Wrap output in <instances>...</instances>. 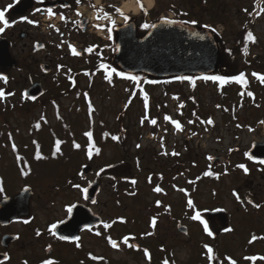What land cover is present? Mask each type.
<instances>
[{
    "label": "rangeland",
    "instance_id": "rangeland-1",
    "mask_svg": "<svg viewBox=\"0 0 264 264\" xmlns=\"http://www.w3.org/2000/svg\"><path fill=\"white\" fill-rule=\"evenodd\" d=\"M117 1L121 10L130 15L135 13L133 15L135 17L139 16L138 9L137 12L132 13V10L125 11L122 8L128 0ZM257 1L259 0H223L220 6L215 5L216 13L211 14L207 11L209 6H204L203 0H200L202 6L198 5V0H153V5L147 9V13L150 20L153 17L151 10L158 17L174 19L175 15L166 10L170 4H174L176 8L185 9L191 15L193 14L192 17L199 22L214 27L227 46H231L235 44V38L246 20L244 9L248 10L252 3ZM262 2L261 7L264 8V0ZM255 17L254 32L259 43L251 50V56L256 55L254 60L264 66V13ZM15 37L16 34L13 36L12 46L9 47L11 57L18 64L28 67L30 71L26 72L23 66L19 69L15 66V68L10 67L11 80L7 84L0 81V88H3L5 93H14L0 100V128L5 129L9 126L17 129L19 137L13 131V140L17 142L18 138L23 137L22 144L18 143V150L30 160L32 147L28 146L32 136L29 135L28 126L33 116L44 115L50 123L46 127L54 128L58 136L63 138L62 122L56 118L57 114L61 115L63 121L70 125L75 139L82 142L83 133L88 130L90 120L82 112L85 109L79 111L76 104H72L75 101L74 90L60 88L63 91H58L60 96H57V90L52 87L50 90L49 86L52 84L48 82L45 86L46 92L37 101L31 104L26 103L28 106L22 107L25 105L21 101L22 90L30 84V81L26 79L27 75L36 74V68L33 66L36 60L32 57L30 41ZM38 57L40 56H35L36 59ZM247 76L250 77V81H254L250 73ZM189 83L170 79L166 83V88L156 86L147 89L151 108L149 115L151 118H157V126L147 122L144 125L139 123L140 117L144 114V108L143 103L138 102L137 98L132 101L131 106L129 105L127 109L129 116L123 123L132 134L126 144L123 146L114 144L108 139L99 142L102 146V154L92 162L93 172L79 182L83 187L90 181L98 180L101 191L95 205L84 201L82 195L77 190L71 189L70 184L66 182L71 178L72 181L74 179V183L79 178L76 171L80 169L81 164H85L82 151L71 152L70 147L69 149L63 146V149H66L65 156L68 157L66 165L56 168L49 161L31 162L32 173L27 178L21 179L18 177L20 171L12 147L0 136V165L4 176V179L0 181V185L4 188L2 194L17 195L24 186L32 189L29 223L22 225V222H13L7 227H0V238L4 233L9 232L19 233L21 236L18 241L9 244H12L11 251L9 250L11 260L5 264H23L25 260L28 264H37L40 259L47 256L45 249L49 244L52 246L49 256L60 259V264H80L81 261H84V264H163L165 259L169 261V264H207L203 249L205 243L213 246L218 258L225 264H227L224 260L225 256H231L237 260L238 264H264V261L259 260L255 262L245 260L243 263L240 259L245 255H264V239L248 244L252 234L264 236V165L250 164L244 156L251 142H264V124L259 123L264 120V91L256 89L258 102L253 107L239 106V100L232 94L230 101L236 103V108L239 109L233 114L235 118H231L229 115H222L223 113L216 109L213 85H205L203 81L198 80L195 90L192 91L193 88L188 85ZM85 87L81 86L82 89ZM91 91L95 108L92 121L96 131L102 130V124L110 130L117 129L120 124L116 122V117L119 115L118 112H121L124 99L128 94L124 91V84L116 83L115 87L111 84L104 85L93 88ZM180 94H183L184 98L180 97ZM49 95L55 97H49ZM174 96L179 99H174ZM80 99L79 97L78 100ZM196 100L199 101V106H195ZM181 103L184 105L183 108L179 107ZM227 105L229 107L230 104ZM196 110L197 116L201 119L206 120L211 116L214 124H200L196 116L192 115ZM165 114L179 120L184 126V131L175 132L174 127L163 120ZM188 120H193L195 123L188 124ZM238 124L241 127H237ZM249 127L253 131H249ZM164 129H167V132ZM191 132H196L197 135L192 136ZM46 136L49 137L50 134ZM161 136L165 138V149L169 153L173 149L177 150L180 152L179 158L170 159L160 154L162 149L159 138ZM66 137L71 143L72 138L68 134ZM137 144L141 145L139 149L136 148ZM23 145L29 149H24ZM229 148L234 151L229 152ZM44 150L49 151L47 145H44ZM209 155L218 158L217 161L211 163L207 159ZM62 163H64L63 160ZM115 163L118 164L117 168L106 167ZM240 163H244L249 169L247 174L236 167ZM102 167L105 171L100 176H96L95 173ZM203 168L220 172V178L201 180L194 192V185L191 188L188 181ZM225 168L228 170L226 175ZM147 170L153 171L151 173L155 180L153 183L146 180L149 174ZM161 175L163 180L160 179ZM119 178L124 179L123 183L118 181ZM131 179H136V185L133 186L130 183ZM157 184L164 189V193L153 191ZM173 184L187 191L188 188L190 189L191 194L188 196H192L196 205L194 210L205 211V213L212 209L225 210L227 226H222L217 218H214V221L219 223L217 228L223 230L229 227L233 230L227 233L219 230L220 232L214 237L207 236L200 224L190 219L193 209H189L188 212L184 210L183 203L187 196L174 189ZM133 187L137 191L134 197L129 194ZM234 190L238 195L249 194L261 207L254 208L247 204L246 200H243V203L237 201L233 196ZM156 200L162 202L160 207L156 206ZM74 202L88 204L94 212L101 215L104 222L123 217L126 223L117 221L111 229L102 230L101 228L99 231L104 233L102 236H96L94 229L92 232L81 231L79 241L81 248H77L75 243L66 245L54 242L55 238L49 234L48 226L65 219L67 217L65 206ZM166 207L170 208V211H166ZM152 216H157L155 229L149 226ZM178 223L186 225L187 232L182 233L178 230ZM37 230L41 232L40 236H36ZM150 231L153 235H143ZM128 234L134 237L130 241L138 242L136 249L121 243L123 236ZM108 235L119 241V248L113 249L107 244L104 237ZM144 248L149 250L150 261L144 256ZM89 252L103 257V262L92 261L87 255Z\"/></svg>",
    "mask_w": 264,
    "mask_h": 264
},
{
    "label": "snow or ice",
    "instance_id": "snow-or-ice-1",
    "mask_svg": "<svg viewBox=\"0 0 264 264\" xmlns=\"http://www.w3.org/2000/svg\"><path fill=\"white\" fill-rule=\"evenodd\" d=\"M75 2L77 4L80 3V0H75ZM139 8L141 10H143L145 12V14H147V10L144 9V6L143 4L141 3V0H136ZM13 5L12 4H8L6 8H4L3 10H0V25H3L2 27H0V33H3L5 31L6 28L8 27H11L12 24L15 23V21H13L12 23L9 22V20L6 18V15L5 13L8 11V9L12 8ZM62 7L64 8H67L69 7V5L67 4H64L62 5ZM174 7V6H173ZM41 11L40 8H36L35 9V12L39 13ZM244 11L246 13H248L249 16H252L253 15V12H248L247 9H244ZM46 12H47V15L49 17H52L54 15H56V13L54 12L53 8L52 7H48L46 9ZM115 12L118 13L119 15H121L124 19L125 22L128 21L129 17L120 9V8H115ZM262 13H264V8H260L259 11H255V15L256 16H259L261 15ZM77 15H81V13L79 11H77ZM182 15H187V13H182ZM104 17L105 18H109L110 17L108 16V13H104ZM62 21L66 20V17L64 16L63 13L60 14V17H59ZM97 19H100V17L98 16ZM163 20L164 23L166 24H177V23H180V24H198V21L196 20H191V21H183V20H176V19H169L167 17H162L161 18ZM20 20L21 21H24V22H27L28 24H37L38 22L37 21H34V20H31L29 19L28 17L26 16H21L20 17ZM112 23V26L114 27L115 26V21H111ZM50 27H54V25H49ZM157 25L156 24H150V23H143L140 25V27L144 28V29H150V28H155ZM97 27H100L99 25H97ZM205 28H209L210 25H204ZM57 32H59V29H56ZM107 31L109 32V34H111V31H112V27H109L107 29ZM211 31L213 33H215L217 30L215 28H211ZM201 39H204L203 36L200 37ZM257 42V37L254 35L253 31H251L250 29L246 30L243 34V48L241 49L243 55L247 56L249 54V44H255ZM63 44V41L61 42ZM61 45H57V47H60ZM38 47L40 48H43L44 45L43 44H40L38 45ZM67 48L69 49L71 55L73 56H76V57H79L82 55V52L81 51H78L77 48L71 44V43H68L67 44ZM94 51V46H88L87 48H85L83 50V52H86V53H93ZM226 52H228L229 54H231V50L230 49H225ZM97 55H99V53H97ZM61 68H63V65H57V71H60ZM68 73H71V69H68L67 70ZM97 72H102L103 73V79L105 81H107L109 84H112L113 82V75L115 74L116 76H119L121 78H124V79H128V80H131V81H134L136 82L135 86L137 88H139V94L142 96V99H143V108H144V114L140 117V121L139 123L141 125H144L145 122H147L148 124L152 125V126H157L158 124V120L157 118L155 117H152L150 118V115H149V110H150V104H149V96L147 94V92H145L143 90V88H140V81H141V78L137 75H132V74H129V73H125L123 71H120L118 72L116 68L114 67H111V65L107 64V63H99L98 65V68H97ZM84 75L85 76H90V75H95V73H89L88 71H85L84 72ZM251 76L254 77L261 85H264V74H261V73H258V72H252L251 73ZM68 79L72 81V86L75 87L76 86V81L71 77V75L68 76ZM175 80H178V81H188L190 82V84L192 85V87H195L196 86V80L197 79H200V80H203V81H212L214 83H216L219 87H223L229 83H236L237 85H240L242 86V88L244 90H242L239 95L243 98L245 95L249 98H252L253 101L255 99L254 97V93L252 91H249L247 90V86L249 84V81L247 79V76H246V73L243 72V71H240L238 72V74H234V75H201V76H198V77H195V76H188V75H179V76H175L174 77ZM0 81H3L5 84H7L8 82V77L7 75H4V74H0ZM145 83H157V81H145ZM7 96H12L14 95L13 92H7L5 93V90L3 88H0V100H3L5 99V97ZM80 93H77V96H79ZM84 95V98L85 100L87 101V110H88V116H89V120L91 121L92 119V115L93 113L95 112V108L93 106V103L91 102L90 98H89V93L88 92H84L83 93ZM137 93L136 92H132L131 95L129 96L127 102L125 103L124 107L127 108L131 103H132V98L134 96H136ZM22 98L24 99H30V100H35L36 97L35 96H30L26 91L24 93H22ZM174 99H179V97H173ZM55 103V102H53ZM242 106V105H241ZM258 106V105H257ZM180 108H183L184 105L183 103H181L179 105ZM216 107L219 109L221 108L222 106L217 104ZM224 111H229L228 108H224L223 109ZM234 111V110H233ZM58 115V118L59 117V114ZM182 115V113H181ZM193 116H196L197 120H199L200 124H203V125H213L214 124V120L211 116H209L206 120L204 119H201L199 116H197V114L195 112L192 113ZM235 118V117H234ZM40 120L41 121H45V117L42 115L40 117ZM163 120L164 121H167L169 122L173 127H174V131L175 132H183L184 131V126L182 125V123L177 120V119H173L172 116L168 115V114H165L163 116ZM46 122V121H45ZM188 124H194L195 121L193 120H188L187 122ZM260 124H264V120H261L259 121ZM237 127H241V125H237ZM34 128L39 130L41 128V123L40 122H36L34 124ZM207 130V129H205ZM249 131H253V129L251 127L248 128ZM165 132H167V129H164ZM83 135L87 138V145H86V157L88 160H92L94 155L98 156L101 154V148L96 146L95 142H94V138H93V131L92 130H88V131H85L83 133ZM105 137H107L109 135L108 132H105L103 134ZM191 135L192 136H196L197 133L196 132H191ZM9 140L11 141L12 140V135L11 133H9ZM111 139L113 141H118L119 140V136L117 135H112L111 136ZM160 140V148L162 149L161 151V155H169V152L165 149V138L163 136H161L159 138ZM32 143L36 146V151H35V155H34V158L36 160H41V159H45V157L42 155L41 151H40V145L37 143V141L33 140ZM64 143V141L60 140V139H55L54 141V147L51 151V156L53 158H55L57 156V154H62V151H61V145ZM12 151L14 153H17V145L13 142L12 145ZM72 147L74 149H81V144L76 142L75 139H73L72 141ZM141 147L140 144H137L136 145V148L139 149ZM229 152H232L234 151V149L232 148H229L228 149ZM172 156H179L180 153L178 151H175V149L172 150V152L170 153ZM244 156L247 157L249 160H253L255 159L249 152H245L244 153ZM208 160H212L213 157L211 155H209L207 157ZM16 160L17 162H22L23 163V167L20 168V174L22 176H28L29 175V171H26L25 169H28L29 168V164H28V161L25 160L24 157H22L21 155H19L17 153L16 155ZM259 164L261 165H264V159H260L259 161ZM137 166H139V161H137ZM195 166V165H194ZM106 167H113V165H107ZM237 168L243 170V172L245 174H247L249 172V169L246 167V165L244 163H240V164H237L236 165ZM82 169L86 168V165H82L81 166ZM105 171V168H100L99 171H97L95 173L96 176H100L101 173H103ZM227 168H225V171H224V174L226 175L227 174ZM79 177L81 180H85V176H84V173L83 171L79 172L78 173ZM181 175H183V173H181ZM202 175L204 177H213L215 176L216 179H219L220 178V173H215L213 172L212 170H205L203 171ZM201 177L200 176H197L196 177V180H199ZM113 179H115V177H113ZM125 179H128L125 177ZM160 179L163 180V176L161 175L160 176ZM175 179V178H174ZM196 180H189L188 183L189 184H194L196 182ZM148 182L149 183H152V176H149L148 177ZM68 183L70 184L71 188L77 190L83 197V200L85 201H88L90 199V196H89V187H90V182H89V186H86V187H82L80 183H73L71 180L68 181ZM130 183L134 186L136 185L137 181L136 179H131L130 180ZM172 187L174 189H176L177 191L181 192V193H184L185 196H188V192L185 188H177V186L175 184L172 185ZM24 191H28V188L27 186L24 188ZM153 191L155 193H164V189L159 185L157 184L154 188H153ZM4 192V188L2 185H0V193H3ZM132 195H135V192L131 193ZM233 196H235V198L237 199V201L243 203L244 201L241 200V197L238 195V193L234 190L233 191ZM5 199H7V197H5ZM91 203L93 205L97 204V200L95 199H91ZM156 206L157 207H160L162 202L160 200H156ZM186 204H187V207L189 209H195L196 208V205L194 204L193 200L189 197L186 201ZM247 204L251 205L252 207L254 208H257L259 209L261 207V205L259 203H255L252 199L248 198L247 199ZM66 208V212L68 214L69 217L72 216L73 214V210L77 208V204L76 203H70L68 205L65 206ZM166 211H170V208H165ZM215 211L217 212H220V211H223V209H215ZM190 219L192 221H198L202 226H203V231L207 234V236L209 237H214V233L213 231L210 229L209 227V223L207 220H205L202 215H201V212L200 211H194V214H192L190 216ZM119 221L120 223H126V220L125 218L123 217H117L116 220H113L111 222H104V221H101L102 223V226H103V229L104 230H108V229H111L113 227V225ZM25 224L29 223L28 220H24L23 221ZM65 224V220H58L54 223H51L49 226H48V232L53 236V237H56L58 238L59 240L61 241H71V242H76L75 243V246L77 248H81L82 245L79 243V241L81 240V237L79 235H73V236H68V235H57V228H58V225H63ZM150 228L152 229H155L156 226H157V216H152L150 218ZM89 231V232H92L93 231V225H90V224H87L85 223L83 225V227L81 228V231ZM233 229L229 228V227H225L223 229V231L225 233L227 232H230L232 231ZM96 236H102L103 233L101 231H95L94 233ZM41 235V232L39 230L36 231V236H40ZM143 235L145 236H151L153 235V232H146V233H143ZM18 238V237H17ZM106 239V242L107 244H109L113 249H117L119 248V244L117 242L116 239H113L110 235L108 236H105L104 237ZM130 239H134V237H131L130 235H125L123 236L122 238V243L124 245H127L129 248H137V245L134 244V243H129ZM260 239H264V236H257L256 234H252L250 239L248 240V244L251 245L253 244L255 241L257 240H260ZM51 245L49 244L47 246V248L45 249V251H50L51 249ZM203 249L205 250V256H206V259L208 261V264H213L214 261H217L219 258L215 255L214 253V248L213 246H211L210 244L208 243H205L203 244ZM143 253H144V256L150 261L151 260V256H150V253H149V250L147 248H144L143 249ZM3 260H0V264H4V261H7L9 259V256L7 253H3ZM88 257L92 260V261H97V260H103L104 258L103 257H98L96 255H93L91 252H89L88 254ZM224 260L227 261V264H238L237 260L233 259L231 256H225L224 257ZM244 260L246 261H252V262H255V261H264V255H248V256H245L244 257ZM23 264H28V262L25 260L23 262ZM40 264H58V261L53 259V258H45V259H42L40 261ZM80 264H84V261H81ZM163 264H169V261L167 259H165L163 261ZM220 264H223V261L220 262Z\"/></svg>",
    "mask_w": 264,
    "mask_h": 264
},
{
    "label": "flooded vegetation",
    "instance_id": "flooded-vegetation-1",
    "mask_svg": "<svg viewBox=\"0 0 264 264\" xmlns=\"http://www.w3.org/2000/svg\"><path fill=\"white\" fill-rule=\"evenodd\" d=\"M17 1L18 0H0V10L6 8L8 4L13 5L12 8L8 9L5 15L10 23L15 21L11 27L6 28L3 33H0V38L7 40L9 47H11L13 44L12 41L15 34V38H26L30 41V44L32 45V57H34V60H36V62H33V66L36 68V74L27 75L26 79L30 81V84H28L25 88L34 83H40L43 87V94L46 92L45 86L48 82L52 84L49 86L50 90L51 87L54 88V90H57V96H60L58 91H63L60 88L73 87L72 81L68 79L69 75H71V77L76 81L75 87H90V95L93 94L91 91L93 88L110 85L103 79V73L97 72V68L99 63L103 62L111 65V67L116 68L118 71V66L115 62L114 55L117 41V29L119 28V25L133 21L136 25L137 36L141 37L143 34L141 35V33H139V31L142 29L140 25L145 22H150L148 14H145L143 10H140L139 16L136 17L133 16L135 13L132 12L134 14L129 15L128 21L125 22L123 17L115 12V8H119L117 0H80L79 4H77L75 0H27L26 9L23 11L15 9ZM64 4L69 5V7H62ZM48 7H52L56 15L49 17L46 12ZM36 8H40L41 11L39 13L35 12ZM77 11H79L81 15L78 16ZM61 13L64 14L66 20L62 21L59 18ZM104 13H108L110 19L105 18ZM21 16H26L31 20L37 21L38 23L28 24L27 22L20 20ZM98 16L100 19H97ZM113 20L115 21L114 27L111 23ZM49 25H54V27H50ZM97 25L100 27H97ZM2 26L3 25H0V27ZM109 27H112L111 34H109L107 31ZM56 29H59V32H57ZM62 41L63 44L61 43ZM68 43L73 44L78 51L82 52V55L79 57L71 55L69 49L67 48ZM40 44H43L44 47H38ZM57 45L61 46L57 47ZM88 46H94L93 53L89 54L83 52V50ZM97 53H99V55H97ZM35 56L40 57L36 59ZM41 65H46L44 68L47 71L46 73L42 69ZM57 65H63V68H61L60 71H57ZM21 66L24 67L26 72L30 71L28 67H25L21 63H17L16 68L19 69ZM68 69H71V73H68ZM10 71L11 70L8 69L2 74L7 75L8 79L11 80ZM85 71H88L90 74L95 73V75L85 76ZM117 78L118 76L114 74L111 85H115L117 83ZM49 97L53 96L49 95ZM81 151L82 150H80V152ZM82 153L85 159V153L83 151ZM170 153L167 155V157L170 159H177L180 157V155L172 156ZM111 165H113L111 169L115 167L117 168L116 163ZM256 165L263 166L261 164ZM239 196L241 197L242 201H247L248 198L252 199L249 194ZM210 211H215V209ZM204 213L205 212H203V214L201 213V215L205 220H207ZM24 220L26 219L14 220L11 221L9 225L13 222H22V225H27L28 223L25 224L23 222ZM208 223L210 229L214 233V236L220 232L219 230H222L217 228L219 225L217 221H208ZM201 229L203 231V226ZM8 234L13 233L9 232ZM54 242H60L66 245L71 243L62 242L57 239H55ZM11 245H9L7 249H4L0 244V253L4 252L9 255V260L7 262L11 260ZM244 257L240 258L243 263H245ZM45 258L53 257L47 255ZM41 260L42 259H40L37 264H40ZM55 260H57L58 264H60V259Z\"/></svg>",
    "mask_w": 264,
    "mask_h": 264
},
{
    "label": "water",
    "instance_id": "water-1",
    "mask_svg": "<svg viewBox=\"0 0 264 264\" xmlns=\"http://www.w3.org/2000/svg\"><path fill=\"white\" fill-rule=\"evenodd\" d=\"M23 6L22 0L15 9ZM154 24L157 26L148 29L141 37H137L133 22L117 29L115 61L120 69L127 73L143 72L152 76L167 77L207 74L218 68L219 49L215 37L209 31L180 23L166 24L162 19ZM201 36L204 39H201ZM15 65L16 61L9 53L8 42L0 39V70ZM26 92L38 98L42 89L39 84H34ZM247 152L255 158L250 160L252 162L264 159V143L253 142ZM211 161L216 160L213 158ZM87 171L90 169H85L84 175ZM24 188L17 196L0 201V225H7L14 218L29 216L31 191L28 187V191H24ZM99 189L98 183L90 185V200L95 199ZM208 217L210 220L217 218L222 226H227L228 220L224 211L209 213ZM100 222L101 218L89 207L77 204L72 216L65 219V224L58 225L57 235H79L85 223L97 226ZM178 230L185 232L186 227L178 226ZM14 239L15 236L6 235L1 239V244L7 247ZM0 260H3L1 253Z\"/></svg>",
    "mask_w": 264,
    "mask_h": 264
},
{
    "label": "trees",
    "instance_id": "trees-1",
    "mask_svg": "<svg viewBox=\"0 0 264 264\" xmlns=\"http://www.w3.org/2000/svg\"><path fill=\"white\" fill-rule=\"evenodd\" d=\"M222 3H223V0H203L204 6H209L207 11L211 12V14H215L216 11H217V9H215V5H219L220 6ZM198 5L202 6V2H200V0H198ZM262 5H263V2L261 0L255 2V3L254 2L252 3L250 8L248 9V12H253V15L249 16V15H247L248 13H246V20H244V22L242 23L243 24L242 25V30L240 31L239 34H237V36L235 38V44L234 45L227 46V44L225 43V40H223L222 36L217 35L216 33H213L215 35L216 39H217V43H218V46H219V52H220L219 70H217V71H215V72H213V73H211L209 75H234V74H238V72H240V71L245 72L246 76L248 75V73H250V76H251V73L254 72V71L258 72V73H261V74H264V66L259 65L260 62L255 61V60H253L251 58V50L258 45V43H259L258 42V38H257V42L255 44H249V54L247 56L243 55V53L241 51V49L244 46L243 45V34H244V32L246 30L250 29L251 31H253V33L255 35V32H254V22H255V19H256L255 11H259L260 7ZM166 10H168L171 13H173L177 20H183V21L196 20L195 18L192 17L193 14L191 15V13H189L185 9L181 10L179 8H176V6L174 4H170ZM151 12H152V15H153V17H152L153 21H156L158 16H156V14L153 13L154 12L153 10H151ZM182 13H187V15H182ZM153 21H151V22H153ZM196 21H198V20H196ZM204 25H205V23L198 21V24H195L194 26L205 28ZM210 31H211V29H210ZM225 49H230L231 50V54L226 52ZM119 72H120V70H119ZM137 76H139L141 78L140 88H143V90H144L145 87L147 86L146 85L147 83H145V81H147L148 79H146V77L144 75H142V74L141 75H137ZM249 78L250 77L247 76V79L249 81V84L247 86V90L252 91L254 93V97H255L254 101H253L252 98H249L246 95L242 98L239 95V93L242 90H244V89L242 88V86L237 85L234 82L233 83H229V84L223 86L222 88L219 87L216 83H214L212 81H203V82H204L205 85H209L210 84V85L214 86L213 93H214V96H216V103L222 106L221 108H219V109L216 108V109L220 110L221 113H223L222 115H229L231 118H234L235 116H233V114L239 108H236L237 107L236 103H234V102L231 103L230 98H231L232 94L235 95V97L239 100V104H238L239 106L242 105L241 107H244L245 105H247L248 107H253V106H255L256 102H258L256 89H260V90L264 91V85H261L254 77H253L254 81H250ZM251 78H252V76H251ZM119 79H121V77H119ZM135 84H136V82H134V81L128 82L127 83V90H129V91L132 90L133 92H136L137 94H139V88H137L135 86ZM191 87H192V85H191ZM195 87H192L193 89L191 88L192 91L195 90ZM259 93H262V92L259 91ZM180 96L182 98H184L183 94H180ZM74 100L75 101L72 102V103L76 104L78 110L82 111L83 109H85V111H82V112H84L88 116L87 101L85 99L84 100L83 99L78 100V98L74 99ZM183 100L185 101V99H183ZM228 103L230 104L229 107L227 105ZM192 104H193V101H192ZM199 104H200L199 101L196 100L195 106L196 105L199 106ZM25 106H23V107H25ZM224 108H228L229 111H224L223 110ZM197 109H198V107H197ZM118 114L119 115H117V117H116V122H118V124H120V125L118 126L117 129H111L110 130L109 128L106 127V125L100 123V124H102L101 126H103L102 130L97 132L96 129H94V123H93V121L91 119L90 126H89L88 130H92L93 131V138H94V142H95L96 146L100 147L99 146V142L100 141H104L106 138L109 139V140H112L111 139L112 135L119 136V140L118 141H113V140L112 141L114 143L120 144L122 146L125 145L126 142L131 138L132 134L128 130V127L126 125H123L124 121L126 119H128V116H129L128 113H127V108L122 110L121 112H118ZM125 115H126V118H124ZM92 117H93V115H92ZM58 120H61V122H62L61 128L63 129V135H64L63 138L58 136V134L54 130V128H48L50 130V136L49 137L46 136L48 134H47V130H46L45 126H49V125L46 124L45 121L41 122L40 119L33 118V121L31 120L29 122L30 131L31 132L32 131H36L37 135L39 134V136L37 138H33L32 137V141L35 140L40 145V151H41L42 155L45 157V159H41V160L42 161H49L56 168H60V166L63 167L64 165H66L67 164L66 161H67L68 157L65 156L66 152H62V154H57V156L55 158H53L51 156V151H52V149L54 147L55 139H60V140L64 141V143H66V141H68V138L66 137V134H68L72 138V141H73V139H75V134L71 131L70 125L66 124L61 117L58 118ZM36 122H40L41 123V128L39 130L34 128V124ZM88 130H86V131H88ZM13 131L16 132V135L18 136L17 129H12L9 126L5 127V129L4 128H0V136L3 137L5 139V141L10 143V145H12V143L14 142L13 134H12ZM105 132L109 133V135L107 137H105L103 135ZM9 133H11V135H12V140L11 141L8 138L9 137ZM97 135H98V138H97ZM43 136H44V139H42ZM22 138L23 137L18 138V140H17L18 143L22 144V140H21ZM76 142H79V141L76 140ZM79 143H81V142H79ZM82 143H84L83 148L85 149V152H86L87 138L85 136L83 137ZM44 145L48 146V149H49L48 152H45ZM23 148L24 149H29L26 145H23ZM35 151H36V146L33 144L32 155L30 156V158H31V160H30L22 152H19L18 145H17V153L19 155H21L22 157H24L25 160L28 161L29 168L25 169V170L29 171V175L33 171L32 170V165L33 164L31 163V161H33V162L40 161V160H36L34 158ZM71 152H72V150H71ZM17 153H14L15 154V160H16ZM94 157H97V156L94 155ZM0 158H1V155H0ZM62 160H63L64 163H62ZM93 161H94V159L88 160V162H90V163H92ZM16 162H17V160H16ZM17 165H18L19 171H20V168L23 167V163L22 162H17ZM205 170H209V169H204L203 168L201 170H198V172L193 177L192 180H196L197 176L201 177L199 180H196V182L194 184H190L191 188H192V185H194L193 186L194 187L193 188L194 192L196 191V188L198 187V183L201 180H206V179L210 180L213 177L215 179V176H213V177H204L202 175V173ZM211 170L213 172H215V173H220V172H217L216 170H213V169H211ZM19 177H21L22 179L27 178V176H22L20 173H19ZM3 179H4V176H3V173H2V170H1V165H0V181L3 180ZM120 182L122 183L123 181L121 180ZM133 192L136 193V189L133 190L132 192H130L129 194L131 195V193H133ZM2 195L3 194L0 193V197ZM128 235H130V234H128ZM129 243H130V241H129ZM214 253L217 256V253H216L215 250H214ZM217 257H219V256H217ZM221 261H222V259H218L217 261H214L213 264H220Z\"/></svg>",
    "mask_w": 264,
    "mask_h": 264
},
{
    "label": "bare ground",
    "instance_id": "bare-ground-1",
    "mask_svg": "<svg viewBox=\"0 0 264 264\" xmlns=\"http://www.w3.org/2000/svg\"><path fill=\"white\" fill-rule=\"evenodd\" d=\"M142 3L144 4V7L149 9L152 7L153 5V0H141ZM122 8L125 10V11H128V10H132L133 12H137V6L135 4V2L133 0H128L127 2H125L123 5H122Z\"/></svg>",
    "mask_w": 264,
    "mask_h": 264
}]
</instances>
